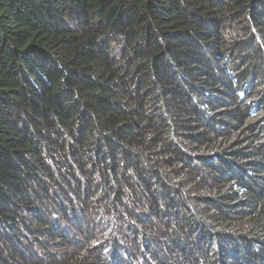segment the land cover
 Masks as SVG:
<instances>
[{"label": "trees", "instance_id": "trees-1", "mask_svg": "<svg viewBox=\"0 0 264 264\" xmlns=\"http://www.w3.org/2000/svg\"><path fill=\"white\" fill-rule=\"evenodd\" d=\"M0 264H264V0H0Z\"/></svg>", "mask_w": 264, "mask_h": 264}]
</instances>
